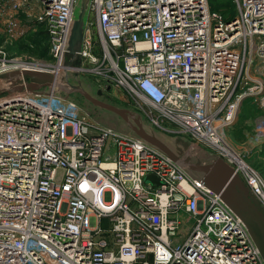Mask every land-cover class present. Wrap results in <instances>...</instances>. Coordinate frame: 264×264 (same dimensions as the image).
I'll list each match as a JSON object with an SVG mask.
<instances>
[{"label":"built area","instance_id":"built-area-1","mask_svg":"<svg viewBox=\"0 0 264 264\" xmlns=\"http://www.w3.org/2000/svg\"><path fill=\"white\" fill-rule=\"evenodd\" d=\"M233 1L230 16L209 0H90L77 61L66 64L76 0H36L27 29L42 26L49 57L0 43V75L66 71L108 91L216 154L264 208L263 178L228 138L248 97L264 138V0ZM70 97L53 85L0 93V264H264L219 194Z\"/></svg>","mask_w":264,"mask_h":264},{"label":"water","instance_id":"water-1","mask_svg":"<svg viewBox=\"0 0 264 264\" xmlns=\"http://www.w3.org/2000/svg\"><path fill=\"white\" fill-rule=\"evenodd\" d=\"M89 4L90 0H76L74 5L65 44V50L71 59L66 64L77 61L76 54L81 50ZM1 85L4 88L0 89V93L17 90L22 86L37 90L53 85L65 98L76 93L97 108L114 114L118 120L100 124L159 150L171 158L189 177L202 180L212 192L219 194L223 202L243 221L264 261V208L239 175L216 154L201 148L184 136L170 135L157 129L137 111L109 100L98 99L90 84L66 71L58 75L31 70L12 71L0 75ZM101 91L97 90L96 95L101 94ZM147 178L156 182L153 175H148Z\"/></svg>","mask_w":264,"mask_h":264},{"label":"rangeland","instance_id":"rangeland-1","mask_svg":"<svg viewBox=\"0 0 264 264\" xmlns=\"http://www.w3.org/2000/svg\"><path fill=\"white\" fill-rule=\"evenodd\" d=\"M14 1H16L17 7L12 9L11 3ZM209 5L212 8L221 10L225 13L234 11L233 0H209ZM1 9L8 11V14L0 12V43L6 46L7 50L14 52L15 54L20 55L25 53L27 54V57L30 55L34 60L40 58L48 59V38L42 26L32 23L33 26H31L29 30L27 29V26L33 21L34 16L37 13L36 0H10L9 2L8 0H0V10ZM11 21H15L16 26L10 23ZM21 31L27 32L20 37L19 32ZM32 34L33 36H31ZM26 37L27 49H24L25 47L22 42ZM44 48H47L46 52ZM261 79L264 81V76H262ZM2 88H4L3 85L0 86V89ZM70 98H74V100L77 101L86 112L90 113L89 115L92 118L96 121L102 122L99 117V108L92 105L76 93H73ZM111 102H114V100H111ZM259 107L258 102L252 97L244 99L239 108L237 119L230 129V136H228V138L233 147L243 155L248 164L257 170L264 180V140H261L257 147H247L245 131H241V129L243 130L245 128L244 130H249V133H254V126L258 120L257 117L262 114V110ZM246 118L251 119L249 127L244 123ZM105 198L109 199V194H106ZM181 218L184 219L185 216H181ZM107 224V222H104V226H107Z\"/></svg>","mask_w":264,"mask_h":264},{"label":"flooded vegetation","instance_id":"flooded-vegetation-1","mask_svg":"<svg viewBox=\"0 0 264 264\" xmlns=\"http://www.w3.org/2000/svg\"><path fill=\"white\" fill-rule=\"evenodd\" d=\"M92 92L94 93L95 97H97L98 99L102 100V101H108L109 100V96H108V91L106 90H102L101 94L96 95L97 89H94L93 87H91ZM72 95V94H71ZM99 117L102 120L103 123H111L113 120H118L119 118L116 117L114 114L105 111V110H99Z\"/></svg>","mask_w":264,"mask_h":264},{"label":"crops","instance_id":"crops-1","mask_svg":"<svg viewBox=\"0 0 264 264\" xmlns=\"http://www.w3.org/2000/svg\"><path fill=\"white\" fill-rule=\"evenodd\" d=\"M256 119V118H255ZM251 121V119H248V118H246L245 120H244V123L245 124H247L248 125V127H249V122ZM255 127V126H254ZM245 129V128H244ZM242 130L241 129V131H245V137H246V139H247V141H246V143H247V147H251V148H254V147H257L258 145H259V142L261 141V140H264V138H261V139H256L255 138V136H253L254 135V133L252 134V133H249L248 131L249 130ZM247 131V132H246ZM249 150H250V148H249ZM251 150H254V149H251Z\"/></svg>","mask_w":264,"mask_h":264},{"label":"trees","instance_id":"trees-1","mask_svg":"<svg viewBox=\"0 0 264 264\" xmlns=\"http://www.w3.org/2000/svg\"><path fill=\"white\" fill-rule=\"evenodd\" d=\"M210 8L212 9V10H216V9H214V8H212L211 6H210ZM225 13V12H224ZM227 14H229L230 16H233V12H228ZM31 36H33V34L31 35ZM22 44L24 45V49H27V37L24 39V41L22 42ZM11 48V47H10ZM45 49V52H46V50H47V48H44ZM74 99V98H73ZM114 102H116V101H114ZM117 103V102H116ZM120 105H122V104H120ZM122 106H124V105H122Z\"/></svg>","mask_w":264,"mask_h":264}]
</instances>
